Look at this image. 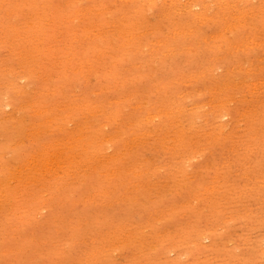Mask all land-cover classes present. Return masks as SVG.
Returning <instances> with one entry per match:
<instances>
[{
    "label": "rangeland",
    "instance_id": "rangeland-1",
    "mask_svg": "<svg viewBox=\"0 0 264 264\" xmlns=\"http://www.w3.org/2000/svg\"><path fill=\"white\" fill-rule=\"evenodd\" d=\"M182 1L0 0V264H264V0Z\"/></svg>",
    "mask_w": 264,
    "mask_h": 264
},
{
    "label": "bare ground",
    "instance_id": "bare-ground-1",
    "mask_svg": "<svg viewBox=\"0 0 264 264\" xmlns=\"http://www.w3.org/2000/svg\"><path fill=\"white\" fill-rule=\"evenodd\" d=\"M84 0H82V2H83ZM175 1H177V0H175ZM180 1H182V0H180ZM204 1V0H203ZM210 1V0H209ZM149 2V1H148ZM165 2H167V1H165ZM170 2V1H169ZM183 2V1H182ZM190 2H192V1H190ZM230 2H231V0H230ZM232 2H234V1H232ZM231 2V3H232ZM239 2V1H238ZM168 3V2H167ZM206 3V2H205ZM231 3H229V4H231ZM237 4V2H234V4ZM175 4H176V2H175ZM207 4H209V2H207ZM109 5V4H108ZM188 5V4H187ZM196 6V5H195ZM191 7V6H190ZM192 7H193V5H192ZM205 7V6H204ZM209 7V6H208ZM149 8V7H148ZM195 8V7H194ZM183 9V8H182ZM205 9H207V7L205 8ZM167 12V11H166ZM201 13V12H200ZM106 14V13H105ZM196 15V14H195ZM200 16V15H199ZM237 16V15H236ZM242 20V19H241ZM73 21V20H72ZM210 22V21H209ZM38 23V22H37ZM19 26V25H18ZM17 26V27H18ZM11 27V26H10ZM15 27V26H14ZM20 27V26H19ZM6 29H7V27H6ZM21 29V28H20ZM164 29V28H163ZM17 30V29H16ZM77 30V29H76ZM204 30V29H203ZM20 31V30H19ZM21 32V31H20ZM102 33V32H101ZM30 34V33H29ZM3 36V35H2ZM19 36V35H18ZM40 36V35H39ZM5 38V37H4ZM38 38V37H37ZM39 39V38H38ZM111 39V38H110ZM204 39V38H203ZM16 40V39H15ZM32 40V39H31ZM40 40V39H39ZM44 40V39H43ZM6 41V40H5ZM19 41V40H18ZM111 41V40H110ZM2 43V42H1ZM4 43V42H3ZM9 43V42H8ZM98 43V42H97ZM202 43V42H201ZM41 47V46H40ZM13 49V48H12ZM33 49V48H32ZM37 49V48H36ZM10 50V49H9ZM38 50V49H37ZM29 51V50H28ZM54 51V50H53ZM55 52V51H54ZM231 54V53H230ZM29 56V55H28ZM25 57V56H24ZM29 58V57H28ZM153 60V59H152ZM21 63V62H20ZM12 65V64H11ZM242 65V64H241ZM22 69V68H21ZM214 71V70H213ZM92 72V71H91ZM91 75V74H90ZM89 75V76H90ZM53 76V75H52ZM235 77V76H234ZM21 78V77H20ZM51 78V77H50ZM17 79H19L18 77H17ZM52 79V78H51ZM92 78H90V80H91ZM12 80H13V78H12ZM76 80V79H75ZM20 81V80H19ZM14 82V81H13ZM17 82V81H16ZM254 82V81H253ZM19 84H21V83H19ZM51 84V83H50ZM18 86V85H17ZM20 87H22V86H20ZM55 87V86H54ZM182 87V86H181ZM23 88V87H22ZM75 88H73V90H74ZM23 90V89H22ZM25 90H26V87H25ZM76 91V90H75ZM20 92V91H19ZM23 92V91H22ZM2 96V95H1ZM3 97V96H2ZM37 99V98H36ZM29 104V103H28ZM187 104V103H186ZM7 105V104H6ZM142 108V107H141ZM39 110V109H38ZM19 112V111H18ZM59 114V113H58ZM57 114V115H58ZM24 115V114H23ZM60 115V114H59ZM18 116V115H17ZM224 117H225V115H224ZM23 118V117H22ZM221 118V117H220ZM69 121H70V119H68ZM221 121V120H220ZM69 123V122H68ZM132 126V125H131ZM220 126H221V124H220ZM135 128V127H134ZM41 130V129H40ZM47 130V129H46ZM37 157V156H36ZM50 158V157H49ZM36 159V158H35ZM176 159V158H175ZM37 160H39V159H37ZM36 161V160H35ZM126 162V161H125ZM56 163V162H55ZM81 164V163H80ZM39 167V166H38ZM52 168V167H51ZM30 170V169H29ZM39 170V169H38ZM45 170V169H44ZM34 171V170H33ZM94 172V171H93ZM181 173V172H180ZM54 174V173H53ZM34 175V174H33ZM51 175V174H50ZM107 181V180H106ZM28 186V185H27ZM109 191V190H108ZM104 251V250H103ZM101 252V251H100ZM99 252V253H100ZM194 262V261H193ZM192 262V263H193ZM200 262V261H199Z\"/></svg>",
    "mask_w": 264,
    "mask_h": 264
}]
</instances>
